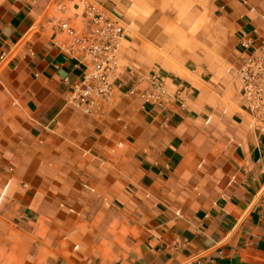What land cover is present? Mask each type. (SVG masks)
Returning a JSON list of instances; mask_svg holds the SVG:
<instances>
[{
	"label": "crops",
	"instance_id": "obj_1",
	"mask_svg": "<svg viewBox=\"0 0 264 264\" xmlns=\"http://www.w3.org/2000/svg\"><path fill=\"white\" fill-rule=\"evenodd\" d=\"M78 1L0 0V264H264V130L236 79L264 0H91L125 36L89 116L58 27L83 32Z\"/></svg>",
	"mask_w": 264,
	"mask_h": 264
},
{
	"label": "built area",
	"instance_id": "obj_2",
	"mask_svg": "<svg viewBox=\"0 0 264 264\" xmlns=\"http://www.w3.org/2000/svg\"><path fill=\"white\" fill-rule=\"evenodd\" d=\"M58 8L65 10L61 5ZM74 8L80 10L83 32L78 34L65 21L58 27L71 39L66 52L81 56L86 63L79 80L69 87L66 99L69 105L89 116L113 95L119 77V43L125 36V29L123 21L99 3L79 0ZM242 47L246 53L241 56L236 79L249 115L264 130V41L257 46L244 42ZM152 99L155 104L160 101L159 96Z\"/></svg>",
	"mask_w": 264,
	"mask_h": 264
}]
</instances>
